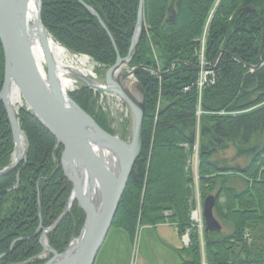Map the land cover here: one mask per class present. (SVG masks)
Returning <instances> with one entry per match:
<instances>
[{
	"label": "trees",
	"instance_id": "trees-1",
	"mask_svg": "<svg viewBox=\"0 0 264 264\" xmlns=\"http://www.w3.org/2000/svg\"><path fill=\"white\" fill-rule=\"evenodd\" d=\"M42 1L45 28L74 54L88 55L104 70L118 54H129L140 0ZM144 2V25L130 66H145L136 73L147 100L143 147L111 229H121L134 243L140 226L172 223L181 237L190 238L180 264H264V0ZM173 13L176 19L168 21ZM202 51L207 76L200 85ZM4 70L0 39V92ZM93 94L83 84L71 91L115 134L107 115L95 111ZM17 116L29 151L27 161L0 177V264H44L49 258L40 256L42 232L62 214L72 182L55 136L26 105ZM14 147L1 103L0 171L12 163ZM232 149L231 159L225 154ZM197 190L201 205L216 195L214 213L230 231L198 227L191 217ZM85 217L74 202L49 233V245L63 252Z\"/></svg>",
	"mask_w": 264,
	"mask_h": 264
},
{
	"label": "water",
	"instance_id": "water-1",
	"mask_svg": "<svg viewBox=\"0 0 264 264\" xmlns=\"http://www.w3.org/2000/svg\"><path fill=\"white\" fill-rule=\"evenodd\" d=\"M34 1L37 7L35 29L27 19L31 0H0V39L5 52V78L0 92V104L7 107L15 143L13 161L0 171V177L17 169L23 160L27 161L29 151V138L20 127L18 111L11 99V92L15 88L28 112L37 117L55 136L58 146L63 147L61 165L66 178L72 182V191L62 214L51 227L42 232L43 252H49L52 256L44 264H94L106 243L135 161L140 157L143 147L147 100L146 90L136 78V73L145 66L132 67L131 71L126 67L131 66L138 47L145 2H139V16L127 56L118 54L117 61L99 78L82 70H69L76 81L82 82L87 88L112 92L126 102L131 111V136L129 139H122L100 126L73 99L70 90L63 87L59 77L61 69L49 48L48 36L52 35L43 23V1ZM84 5L94 16L99 17L90 5ZM175 19L176 13H173L168 21ZM100 22L105 26L101 18ZM35 31L44 50L43 67L33 51ZM113 43L115 46L114 41ZM22 141L26 149L24 154ZM17 181L16 187L20 182L19 174ZM76 201L86 213L85 223L80 234L76 235L74 232L72 241L63 252H59L49 245L48 235L61 224ZM215 202L216 195L213 194L207 196L202 204L207 232L221 231L223 228L214 213ZM41 228L42 225L37 231ZM2 255L0 254V260Z\"/></svg>",
	"mask_w": 264,
	"mask_h": 264
},
{
	"label": "rangeland",
	"instance_id": "rangeland-1",
	"mask_svg": "<svg viewBox=\"0 0 264 264\" xmlns=\"http://www.w3.org/2000/svg\"><path fill=\"white\" fill-rule=\"evenodd\" d=\"M201 65V75L205 78L207 76V72H205L203 68L206 65L204 63V60H201ZM91 67L94 71L95 76H97L98 78L104 75L106 71L104 69H101L100 65L97 64L94 60L92 61ZM126 69L128 71H131L132 68L126 67ZM102 70L103 74L100 75V71ZM81 84L83 83L79 81L78 84L75 85V89H77ZM92 90L94 91L93 100L95 111L107 115L111 129L115 131L116 135L123 138V135L128 134L127 139H129L131 136L130 130L132 122L131 113H128L127 111L128 106L126 102L124 101V109H121V107L118 108L115 105L108 104L107 102L103 104V102L101 101L100 93L95 91V89ZM71 91L74 90H70V92ZM14 106L18 111L20 106L17 104H15ZM25 150V145H23V154ZM235 154L236 150L232 149L225 155L232 159ZM238 161L240 162L242 160L238 159ZM191 162V165L193 166L196 173V167L198 164L197 156H195ZM200 199L201 198L197 190L196 208L194 209V211H197L199 213L200 209L202 210L203 208V205H201L200 203ZM199 203L201 205V208ZM199 216L200 218L193 217V220L200 226V224L203 225L204 216H202L201 213L199 214ZM221 223L222 226H226L225 230L223 228L224 231H230L229 226L224 224L222 221ZM138 230L139 231L137 233L135 242L132 243L129 240L127 234L121 229H110V232L105 241L106 243L99 251V255L97 256L94 264H180L183 261L182 256H187L185 247L188 246L190 238L188 236L189 240H187V237H181L178 233V229L172 223H160V225L157 226L143 225L140 226ZM50 257L52 256L49 255V258Z\"/></svg>",
	"mask_w": 264,
	"mask_h": 264
},
{
	"label": "bare ground",
	"instance_id": "bare-ground-1",
	"mask_svg": "<svg viewBox=\"0 0 264 264\" xmlns=\"http://www.w3.org/2000/svg\"><path fill=\"white\" fill-rule=\"evenodd\" d=\"M28 17L30 24L33 25L34 29V20L37 13V7L36 2L34 0H31L28 6ZM49 39V48L53 53L54 58L59 64V67L61 69L60 72V82H62L63 87L67 90H75L76 84H78L79 81H76V79L70 74V69L73 70H82L84 72L93 73L91 64L92 59L87 55H80V54H74L69 49L64 47L60 42H58L56 39H53L52 36H48ZM33 42V51L34 55L39 61V64L41 67L44 66V50L42 49L41 41L38 39L37 32L35 31V37ZM11 99L14 102V104L19 105L22 107L21 104H23L22 99L20 98L19 92L17 89H13L11 92ZM22 141V146H23ZM199 212H194V216L196 218H200Z\"/></svg>",
	"mask_w": 264,
	"mask_h": 264
},
{
	"label": "built area",
	"instance_id": "built-area-1",
	"mask_svg": "<svg viewBox=\"0 0 264 264\" xmlns=\"http://www.w3.org/2000/svg\"><path fill=\"white\" fill-rule=\"evenodd\" d=\"M204 43V42H203ZM202 60H204V54H203V51H202ZM204 82H206V77L204 78V76H202L201 80H200V85H202ZM96 91V90H95ZM100 93V96H101V101L104 103H108V104H111V105H115L117 106L118 108L121 107V109L123 108L124 109V105H125V102L123 100H121L117 95H115L114 93H109V92H106V91H97ZM110 106V105H109ZM126 107V106H125ZM128 113L130 112L128 109H127Z\"/></svg>",
	"mask_w": 264,
	"mask_h": 264
}]
</instances>
